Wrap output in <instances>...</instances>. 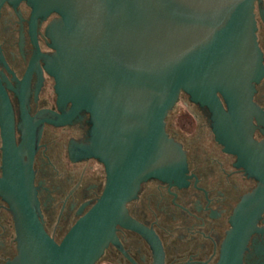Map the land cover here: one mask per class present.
Returning a JSON list of instances; mask_svg holds the SVG:
<instances>
[{
  "label": "water",
  "instance_id": "95a60500",
  "mask_svg": "<svg viewBox=\"0 0 264 264\" xmlns=\"http://www.w3.org/2000/svg\"><path fill=\"white\" fill-rule=\"evenodd\" d=\"M21 1L38 16L59 15L49 28L56 50L49 71L72 115H90V155L105 165L107 180L96 204L57 244L41 220L32 155L23 161L7 102L0 196L16 228L18 256L10 264H96L116 242L117 227L134 225L127 204L144 183L186 185V152L166 130L181 93L213 111L227 151L243 146L226 136L262 150L242 128L258 111L253 96L264 77L254 13L262 0H0V11ZM250 171L260 183L235 211L222 264H242L264 211V169Z\"/></svg>",
  "mask_w": 264,
  "mask_h": 264
},
{
  "label": "flooded vegetation",
  "instance_id": "af4514ba",
  "mask_svg": "<svg viewBox=\"0 0 264 264\" xmlns=\"http://www.w3.org/2000/svg\"><path fill=\"white\" fill-rule=\"evenodd\" d=\"M254 13L264 64V0L255 2ZM58 19L57 13L38 16L25 1L1 8L0 178L2 115L8 102L23 161L29 163L32 155L41 220L49 236L61 244L103 194L107 173L105 165L90 155V115L85 111L72 115L73 105L60 101L49 71L56 54L49 28ZM255 89L258 111L242 128L246 135L252 130V140L262 150L247 144V139L226 136L229 144L243 146L240 153L227 151L220 143L213 111L181 93L179 101H186L194 128H178L171 115L174 108L166 130L186 152L187 184L179 187L156 179L144 183L137 198L127 204L134 225L117 227L116 242L96 264H222L235 211L260 183L250 170L264 169V77ZM256 226L242 264H264V211ZM16 237L9 204L0 196V264H10L18 256Z\"/></svg>",
  "mask_w": 264,
  "mask_h": 264
},
{
  "label": "rangeland",
  "instance_id": "374dc122",
  "mask_svg": "<svg viewBox=\"0 0 264 264\" xmlns=\"http://www.w3.org/2000/svg\"><path fill=\"white\" fill-rule=\"evenodd\" d=\"M191 111L187 108L186 101L184 99L180 100L174 111L172 112V116L175 117L174 120H177V127L185 126L189 128V130H193L194 123H192V118L190 117ZM173 120V119H172ZM188 130V129H186Z\"/></svg>",
  "mask_w": 264,
  "mask_h": 264
}]
</instances>
